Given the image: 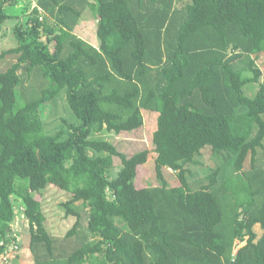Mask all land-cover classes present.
Here are the masks:
<instances>
[{
    "label": "trees",
    "instance_id": "1",
    "mask_svg": "<svg viewBox=\"0 0 264 264\" xmlns=\"http://www.w3.org/2000/svg\"><path fill=\"white\" fill-rule=\"evenodd\" d=\"M19 1L0 0V31L12 22L17 42L0 54V264L13 195L30 223L21 264H264V0H38L26 22L7 12ZM87 11L99 45L75 32ZM62 90L80 122L49 133L43 110ZM143 111L158 113L155 185L138 182L149 150L95 136L140 129ZM206 146L223 163L192 188ZM49 185L76 217L62 238L45 225Z\"/></svg>",
    "mask_w": 264,
    "mask_h": 264
},
{
    "label": "rangeland",
    "instance_id": "2",
    "mask_svg": "<svg viewBox=\"0 0 264 264\" xmlns=\"http://www.w3.org/2000/svg\"><path fill=\"white\" fill-rule=\"evenodd\" d=\"M38 0H21L15 6H10L7 12L17 15L23 18L26 22L28 15L32 9L37 6ZM186 0H179L177 7L182 6ZM12 22L3 25L0 31V54L11 47L17 45L16 39L12 33ZM75 32L81 37L85 38L90 43L99 45V38L97 35V21L90 11H87L84 17L77 24ZM54 45H52L53 48ZM10 64V59L5 58L0 60V71L7 68ZM264 70V67H263ZM244 75H252L250 71H245ZM261 80H264V71L261 76ZM257 83L252 84L248 87V93L250 96H254L257 92ZM19 88V87H18ZM19 89H17L18 92ZM66 90H62L57 102H48L43 110V118L46 125V131L49 133L56 132L61 126L66 123H79L80 119L75 115L72 109L69 107L65 94ZM24 100L18 92V105L22 106ZM145 117V123L143 127L132 132H121L117 134L104 130L101 133H96L95 136L105 140H109L118 146L119 150L127 155H132L138 151L144 149L149 150L150 158L145 167H140L138 173V182H145L147 185L159 184V179L153 172L155 166V147L153 145V133L157 129V112L143 111ZM202 153L195 157V161L188 164L189 172L187 178L192 188L200 186L203 182L205 183V177L212 172L222 160L215 156L211 151L210 147L206 146L202 149ZM122 167L121 159L116 156L114 158V166L108 171L109 177L114 178L120 168ZM148 172V173H147ZM165 177L169 180L171 186L179 185L180 179L178 178V172L172 169L165 170ZM15 205V221L12 223L13 232L11 234L15 240L9 247H6V253L4 256H14L13 263L21 264L28 263L32 260L33 255L29 248L30 240V223L24 212V206L20 201V198L15 195L12 196ZM42 209L45 213L46 220L45 225L50 234L55 237L62 238L65 236L67 231L73 226L76 221L75 216H67L62 203L65 202L69 195L66 191L54 186L49 185L41 195ZM83 214V229H86L87 213L86 210L82 209ZM256 232L259 236L263 234V230L259 225L255 227ZM19 247V248H18ZM17 256V257H16ZM12 264V263H11Z\"/></svg>",
    "mask_w": 264,
    "mask_h": 264
},
{
    "label": "built area",
    "instance_id": "3",
    "mask_svg": "<svg viewBox=\"0 0 264 264\" xmlns=\"http://www.w3.org/2000/svg\"><path fill=\"white\" fill-rule=\"evenodd\" d=\"M11 243L10 244H7L6 247H9L11 245ZM1 245H4V242H1ZM5 253H6V250H5V252L1 256V264H11V263L13 264V260H14L15 257L14 256H9V258H8L7 256H4Z\"/></svg>",
    "mask_w": 264,
    "mask_h": 264
}]
</instances>
